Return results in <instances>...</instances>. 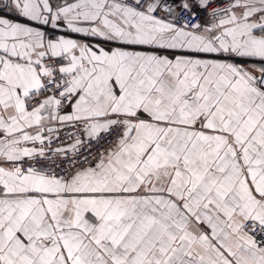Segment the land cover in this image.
<instances>
[{
  "label": "snow or ice",
  "instance_id": "6c2138e0",
  "mask_svg": "<svg viewBox=\"0 0 264 264\" xmlns=\"http://www.w3.org/2000/svg\"><path fill=\"white\" fill-rule=\"evenodd\" d=\"M176 2L0 16V264H264V0Z\"/></svg>",
  "mask_w": 264,
  "mask_h": 264
},
{
  "label": "crops",
  "instance_id": "0c3cea01",
  "mask_svg": "<svg viewBox=\"0 0 264 264\" xmlns=\"http://www.w3.org/2000/svg\"><path fill=\"white\" fill-rule=\"evenodd\" d=\"M6 0H0V7H6V12L7 14L4 15V14H0V16H5L6 18H9V19H12V20H16V21H19V22H26L25 21V18H22V17H19L16 12L13 10L12 8V4L11 6L9 5H6ZM35 23V22H33ZM75 35H80V34H75Z\"/></svg>",
  "mask_w": 264,
  "mask_h": 264
},
{
  "label": "built area",
  "instance_id": "2783aa9c",
  "mask_svg": "<svg viewBox=\"0 0 264 264\" xmlns=\"http://www.w3.org/2000/svg\"><path fill=\"white\" fill-rule=\"evenodd\" d=\"M171 2H172V0H169V3H171ZM180 2H181V0H177L176 4L174 5V8H175L176 10H178V8H179V3H180ZM6 5H8V3H7ZM8 6H9V5H8ZM213 6L215 7L216 5H213ZM3 10L6 12V7H3ZM1 14H2V13H1ZM184 14L186 15V13H184ZM205 16H206V14L203 13V12H201V13H199V14L197 15V20H201V19L205 18ZM194 22H195V21H194ZM71 131H72L71 128H67V129L62 130L61 133H60L62 140H65V139H66V136H67V133H68V132H71Z\"/></svg>",
  "mask_w": 264,
  "mask_h": 264
},
{
  "label": "rangeland",
  "instance_id": "374dc122",
  "mask_svg": "<svg viewBox=\"0 0 264 264\" xmlns=\"http://www.w3.org/2000/svg\"><path fill=\"white\" fill-rule=\"evenodd\" d=\"M6 4L8 3V5H10L11 6V0H6V2H5ZM4 14V15H6L7 14V12H5L4 10H3V7H0V14Z\"/></svg>",
  "mask_w": 264,
  "mask_h": 264
}]
</instances>
